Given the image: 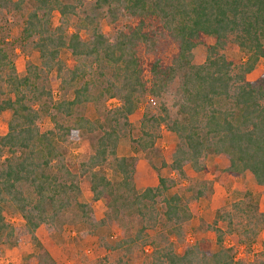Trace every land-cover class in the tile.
<instances>
[{
    "label": "trees",
    "instance_id": "1",
    "mask_svg": "<svg viewBox=\"0 0 264 264\" xmlns=\"http://www.w3.org/2000/svg\"><path fill=\"white\" fill-rule=\"evenodd\" d=\"M0 14L24 18L20 42L38 55V64L19 74L0 46V114L10 112L0 134V241L15 245L29 236L36 242L41 227L52 234L65 225L86 232L120 226L119 239L103 242L111 259L92 264H264V248L246 261L224 245L229 235L235 246H250L264 226V214L250 199L200 223L214 233L215 249L205 238L187 244L193 214L170 192L175 180L158 177L139 191L137 158L117 155L130 116L156 100L155 112L142 114L132 140L139 151L155 149L164 128L176 139L165 152L168 166L181 180L186 167L206 171L203 160L212 154L223 160L225 175L249 172L264 188V69L247 80L264 59V0H0ZM199 45L205 47L202 61L193 54ZM229 45L244 60L228 59L222 52ZM110 99L118 101L112 109L105 106ZM88 106L97 114L93 120L84 115ZM46 119L51 128L43 130ZM79 142L72 162V146ZM83 190L92 202H104L103 219L78 200ZM205 193L196 187L192 198ZM9 209L22 226L6 221ZM40 251L37 264H55Z\"/></svg>",
    "mask_w": 264,
    "mask_h": 264
},
{
    "label": "rangeland",
    "instance_id": "2",
    "mask_svg": "<svg viewBox=\"0 0 264 264\" xmlns=\"http://www.w3.org/2000/svg\"><path fill=\"white\" fill-rule=\"evenodd\" d=\"M23 22L24 18L19 15L0 14V46L5 50L19 74L24 73V69L28 64H38L37 53L29 45H22L20 42ZM57 22L58 14L54 12L52 24L55 26ZM103 30L107 31L108 26L103 24ZM222 53L235 63L245 58V55L234 45L227 46ZM193 54L197 60L202 61L205 56V47L202 45L197 46L193 50ZM60 57L63 61H70V56L66 52H62ZM263 69L264 59H260L254 71L247 76V80H256ZM49 80L54 99H58L60 96L59 81L55 79V73L49 75ZM117 104V100L110 99L105 106L112 109ZM156 105V100L145 101L140 109L130 116V126L120 138L117 155L137 158L134 182L139 191L156 185L158 177L173 178L175 186L170 192L178 193L193 214L187 224L188 233L185 237V243L192 244L195 240L205 238L211 242L212 249H215L214 233L202 230L199 227L200 223L210 224L218 212L228 210L233 203L239 200L247 202L250 199L248 203L253 206L256 204L255 211L264 214V188L255 183L249 172H245L239 177L225 175L223 160L212 154L207 155L203 160L206 171L194 173L189 167H186L187 179L181 180L168 166L170 160L166 157L165 152L175 146L176 139L172 133L164 128L161 129L160 137L155 142V149L147 153L139 151L132 140L139 136L142 114L144 112L154 113ZM84 115L92 120L97 117L92 106L84 109ZM9 118V111L0 114V134L6 132ZM40 127L47 130L51 128V123L46 119L41 122ZM81 145L82 143L79 142L74 144V147L72 146V155L70 156L72 162L78 160L77 155ZM201 186L206 188V193L194 201L192 198L194 190L196 187L200 188ZM78 200L91 204L96 220L104 218L106 207L102 200L92 202L91 193L86 190L81 192ZM5 218L8 223L15 227L23 225L20 216L10 209L6 211ZM220 226L223 228L224 225L220 224ZM121 231L120 226H107L105 229L86 232L84 228L65 225L62 231L49 234L41 227L35 232L36 242L29 236L21 237L15 245L4 243L1 240L0 264H37L36 259L40 255L41 248L49 254L55 264H92L101 258L111 259L110 254L104 250L103 242L113 244L115 240L120 238ZM224 245L226 247L234 246L236 258L251 261L264 248V226L250 246H235L234 240L229 235L224 238ZM177 249L180 251L181 246H178ZM144 250L149 252L150 247L147 246ZM136 260L135 257L134 261Z\"/></svg>",
    "mask_w": 264,
    "mask_h": 264
}]
</instances>
